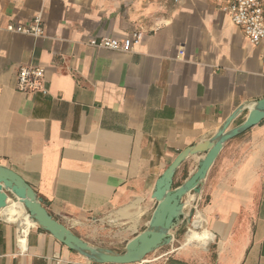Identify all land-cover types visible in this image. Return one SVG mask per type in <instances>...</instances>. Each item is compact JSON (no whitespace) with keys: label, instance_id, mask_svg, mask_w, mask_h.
Listing matches in <instances>:
<instances>
[{"label":"crops","instance_id":"crops-1","mask_svg":"<svg viewBox=\"0 0 264 264\" xmlns=\"http://www.w3.org/2000/svg\"><path fill=\"white\" fill-rule=\"evenodd\" d=\"M39 13L42 36L6 29ZM134 31L128 51L90 45ZM262 55L213 0H0V165L90 245L109 248L90 239L114 229L133 238L178 153L264 98ZM23 65L45 68L48 93L16 89ZM202 192L205 250L172 245L129 264H264V119L223 144ZM29 220L22 247L24 220L0 216V264H99Z\"/></svg>","mask_w":264,"mask_h":264},{"label":"water","instance_id":"water-1","mask_svg":"<svg viewBox=\"0 0 264 264\" xmlns=\"http://www.w3.org/2000/svg\"><path fill=\"white\" fill-rule=\"evenodd\" d=\"M244 107L245 105L238 107L210 139L201 144L187 146L167 166L154 186L152 197L157 201V205L147 227L126 243L122 253L106 247L92 246L80 238L48 212L36 191L20 174L2 165H0V210L10 205L12 200L10 194H12L23 200L32 220L90 261L99 264H129L142 261L152 252L173 241V231L181 224L184 217V197L192 191L196 197L201 193L208 172L223 144L264 119V98H261L249 105V114L244 122L230 128L232 121ZM195 154H203L195 171L175 187L174 180L179 167L187 158Z\"/></svg>","mask_w":264,"mask_h":264},{"label":"built area","instance_id":"built-area-1","mask_svg":"<svg viewBox=\"0 0 264 264\" xmlns=\"http://www.w3.org/2000/svg\"><path fill=\"white\" fill-rule=\"evenodd\" d=\"M213 1L221 12L227 14L231 18L232 22L242 29L246 39L251 44L263 45L262 62L264 66V0ZM6 29L12 32L33 36H42L45 32L42 15L40 13L34 16L32 22L29 25L11 23ZM140 39L141 32L134 31L129 36L122 38H92L90 40V45L95 48L128 51L131 50L134 45L138 44ZM16 89L28 94L33 92L48 93L45 68L43 66L36 65L21 66L16 75ZM194 208L196 209V207ZM195 215L192 221L189 223L188 233L195 228Z\"/></svg>","mask_w":264,"mask_h":264},{"label":"rangeland","instance_id":"rangeland-1","mask_svg":"<svg viewBox=\"0 0 264 264\" xmlns=\"http://www.w3.org/2000/svg\"><path fill=\"white\" fill-rule=\"evenodd\" d=\"M197 165L198 163L195 157H191L186 161H184V163L180 166V168L176 173L174 186L181 184L186 176H189L190 173L195 171ZM206 201L207 200L202 191L200 194L197 195V197L195 196L194 192L189 194L188 197L185 196L184 203L186 202V207L184 208V217L182 219L181 224L173 231V235H174L173 241L170 244L157 249L151 254L160 252L162 250L172 249V245L175 247H180L184 243L183 240L185 241V238L188 234L189 223L192 221L194 215L202 214L203 212L205 213L204 208L206 206ZM194 207H196V209ZM114 231L102 232L98 236L91 238L90 240L96 243H100L101 245L102 244L107 245L110 249L122 253L124 252L126 243L132 236L124 237L118 235L117 230L114 229ZM211 242H209L204 247L201 245H189V246L205 250L210 245Z\"/></svg>","mask_w":264,"mask_h":264},{"label":"bare ground","instance_id":"bare-ground-1","mask_svg":"<svg viewBox=\"0 0 264 264\" xmlns=\"http://www.w3.org/2000/svg\"><path fill=\"white\" fill-rule=\"evenodd\" d=\"M192 192L188 193L186 196L188 197ZM185 205L186 203H184V207ZM0 216L3 218L14 217L24 220L23 224L20 226L19 235V243L24 247L26 245L27 233L30 226L29 218L31 220L32 218L26 210L23 200L17 197L16 199H12L10 205L0 212ZM32 221L35 222L34 220ZM194 226L195 228L187 234L185 241L183 240L184 245L206 246L210 240L214 239V233L208 228V222L204 214L195 215Z\"/></svg>","mask_w":264,"mask_h":264},{"label":"trees","instance_id":"trees-1","mask_svg":"<svg viewBox=\"0 0 264 264\" xmlns=\"http://www.w3.org/2000/svg\"><path fill=\"white\" fill-rule=\"evenodd\" d=\"M187 178V176L184 178V179H186ZM180 185V184H179ZM178 186V185H177ZM176 187V186H175Z\"/></svg>","mask_w":264,"mask_h":264}]
</instances>
